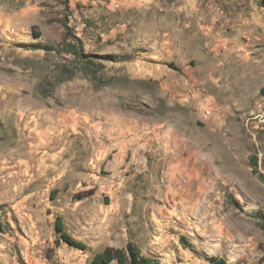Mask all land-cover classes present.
I'll return each instance as SVG.
<instances>
[{
    "label": "rangeland",
    "instance_id": "rangeland-1",
    "mask_svg": "<svg viewBox=\"0 0 264 264\" xmlns=\"http://www.w3.org/2000/svg\"><path fill=\"white\" fill-rule=\"evenodd\" d=\"M263 87L264 0H0V264H264Z\"/></svg>",
    "mask_w": 264,
    "mask_h": 264
},
{
    "label": "trees",
    "instance_id": "trees-1",
    "mask_svg": "<svg viewBox=\"0 0 264 264\" xmlns=\"http://www.w3.org/2000/svg\"><path fill=\"white\" fill-rule=\"evenodd\" d=\"M76 53L80 55V53ZM94 77L96 79L95 75ZM260 93L264 97V87ZM3 229V224L0 223V231H3ZM56 230L65 243L76 248L85 249L86 246L84 244L69 235L61 219L56 221ZM216 261V259H213L212 263L215 264ZM111 262H117L118 264H162L160 261L143 256L140 249L132 243H129L125 249L108 247L104 251L95 254L93 258V264H110ZM219 263L226 264L223 260Z\"/></svg>",
    "mask_w": 264,
    "mask_h": 264
}]
</instances>
